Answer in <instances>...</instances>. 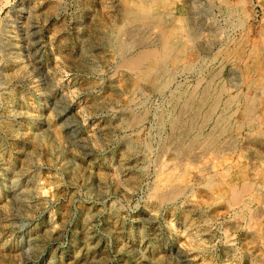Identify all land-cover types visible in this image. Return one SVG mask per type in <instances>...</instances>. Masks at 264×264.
Listing matches in <instances>:
<instances>
[{
    "label": "rangeland",
    "instance_id": "374dc122",
    "mask_svg": "<svg viewBox=\"0 0 264 264\" xmlns=\"http://www.w3.org/2000/svg\"><path fill=\"white\" fill-rule=\"evenodd\" d=\"M0 264H264V0H0Z\"/></svg>",
    "mask_w": 264,
    "mask_h": 264
}]
</instances>
